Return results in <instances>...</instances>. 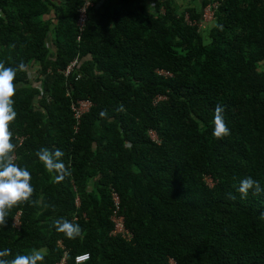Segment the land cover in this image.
Segmentation results:
<instances>
[{"label": "trees", "instance_id": "trees-1", "mask_svg": "<svg viewBox=\"0 0 264 264\" xmlns=\"http://www.w3.org/2000/svg\"><path fill=\"white\" fill-rule=\"evenodd\" d=\"M189 1L181 10L175 0H0V62L27 68L14 80L13 155L34 189L0 226L4 259L36 249L38 264L65 252L66 264L83 253L82 264H264V191H237L246 177L264 188V6ZM212 2L216 22L200 28ZM79 102L91 106L78 124ZM217 105L230 129L220 140ZM41 148L64 153L70 175L60 183ZM111 191L128 237L109 235ZM60 218L81 236L58 233Z\"/></svg>", "mask_w": 264, "mask_h": 264}, {"label": "clouds", "instance_id": "clouds-1", "mask_svg": "<svg viewBox=\"0 0 264 264\" xmlns=\"http://www.w3.org/2000/svg\"><path fill=\"white\" fill-rule=\"evenodd\" d=\"M17 71H27L26 65L21 62L14 68L6 67L4 63L0 62V226L7 224L6 218L11 209L23 202H29L34 192L31 185V173L14 162L13 152L16 145L11 142L13 134L9 131L10 123L17 117L12 99L16 94L14 80ZM118 110L123 111L122 106ZM223 111L224 109L217 105L213 118L212 135L218 140L230 134V129L226 126L223 118ZM106 115V111L100 112L102 118ZM35 155L49 173L56 174V183H60L66 176L70 175L61 160L64 153L60 149L49 151L47 148H41ZM250 190H254V194L259 195L264 191V188L252 177H246L239 182L237 191L244 199ZM261 218L264 219V213L261 214ZM54 226L55 230L58 233H63L67 239H76L82 234L79 224L70 222L65 218L55 220ZM10 255L11 249L0 251V264H38L45 259L44 254L36 249H33L31 254H17L11 260L4 259Z\"/></svg>", "mask_w": 264, "mask_h": 264}, {"label": "built area", "instance_id": "built-area-1", "mask_svg": "<svg viewBox=\"0 0 264 264\" xmlns=\"http://www.w3.org/2000/svg\"><path fill=\"white\" fill-rule=\"evenodd\" d=\"M264 6V0H261ZM88 3H86L85 6L79 10V20H78V26L80 28L81 33L84 30L85 23L87 20L86 16V8H87ZM155 5H153L154 7ZM219 3L218 2H212L208 4V6L204 9L203 11V22L200 25V28H202L204 25L211 27L215 24L216 22V16L215 12L218 9ZM186 20L188 21L189 24L192 25L190 19L187 17ZM211 25V26H210ZM204 26V27H205ZM81 40V37L78 39V41ZM79 64V60L74 61L67 69V71L64 73L65 77L68 78L72 72L76 69V67ZM158 75L160 76H165V77H171V74L169 73H163V72H157ZM91 106L90 102H79L77 104L72 103L71 110L74 113L75 120L80 123L82 117L84 116L85 113L88 112L89 108ZM151 135V138L154 142L158 143L159 140L157 138V135L155 133H149ZM19 142V146H22L23 143L25 142L26 138L25 137H19L17 138ZM14 162L17 163V156L14 155ZM110 199L111 203L113 205V210L112 214L110 216V221L112 222L113 228L112 231L110 232V236L116 237H128V234H130L128 228L126 227V223H124V217L120 214V200L119 196L117 195L116 192L111 191L110 194ZM75 206H79L78 200L75 201ZM19 214L15 217L14 220V227H19ZM61 249H64L63 245L61 243L58 244ZM66 255L67 252L64 253L62 259L57 263V264H66ZM89 258V255L87 253L79 254L76 255L74 258L75 264H82L85 263Z\"/></svg>", "mask_w": 264, "mask_h": 264}, {"label": "crops", "instance_id": "crops-1", "mask_svg": "<svg viewBox=\"0 0 264 264\" xmlns=\"http://www.w3.org/2000/svg\"><path fill=\"white\" fill-rule=\"evenodd\" d=\"M51 45V44H50ZM38 70H39V67L37 66V65H34L33 67H32V69L30 70V79L32 80V81H34L35 79H37V78H39V75H38ZM40 86V85H39ZM111 231H112V229H111ZM110 231V232H111ZM109 235H110V233H109ZM113 237V236H112ZM116 237H119V236H116Z\"/></svg>", "mask_w": 264, "mask_h": 264}, {"label": "rangeland", "instance_id": "rangeland-1", "mask_svg": "<svg viewBox=\"0 0 264 264\" xmlns=\"http://www.w3.org/2000/svg\"><path fill=\"white\" fill-rule=\"evenodd\" d=\"M177 2V5L181 8V10H183L184 8H187L190 6V1L189 0H186V2H182L180 0H175ZM152 4V7L155 3H151ZM211 26V25H210ZM212 27V26H211ZM208 31V30H207ZM209 183H211V181L209 180Z\"/></svg>", "mask_w": 264, "mask_h": 264}]
</instances>
